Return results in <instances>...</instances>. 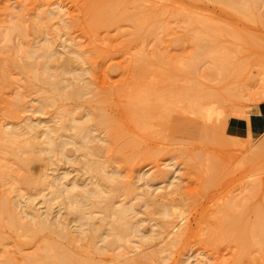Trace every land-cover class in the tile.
Wrapping results in <instances>:
<instances>
[{
    "label": "rangeland",
    "instance_id": "rangeland-1",
    "mask_svg": "<svg viewBox=\"0 0 264 264\" xmlns=\"http://www.w3.org/2000/svg\"><path fill=\"white\" fill-rule=\"evenodd\" d=\"M94 1L0 0V131L13 128L17 135L35 136L43 148L45 125H59L68 111L75 112L78 122L90 114L93 134L100 139L94 145L104 148L98 157H92L86 153L82 156L69 146V158L73 161L80 157L79 164L72 166V161L61 155L50 161L46 153H39L38 161L25 170L20 166V157L26 154H16L15 158L3 149L0 141V172L7 174L6 179L13 176V181L22 177L33 178L35 182L40 177L52 181L59 176L67 183L86 185L93 176L86 174L82 166L97 160L105 167L106 172L102 173L107 180L113 185L119 183L117 189L107 184L104 191L114 196L115 206L125 203L134 207L135 213L130 218L133 223L139 222L142 237L152 235V230L159 231L163 222L170 221L175 226L182 218L185 232L161 256H150L151 245L141 247V236L132 238L129 245L140 246L137 249L114 247L97 252L86 235L74 232L72 241L59 239L47 231L32 236L9 226L10 218L5 214L0 216V264H29L32 259L41 258L58 260L56 256L65 253L76 260L72 264H264L263 247L254 243L244 247L238 240L264 223V146L259 145L260 137L247 135L241 119L242 112L252 115L263 104L259 99L264 96V0L256 1L260 9L255 2L259 12L256 10L248 19L228 5L212 0H181L182 4H173L172 0H122L134 19H120L96 31L91 28L87 9ZM180 7L184 14L190 10L188 13L199 21L193 25L181 22L177 17ZM137 19L144 21L141 28ZM18 26H22L23 36L16 31ZM207 26L211 28L209 36L204 35ZM238 32L247 38L236 39L234 35ZM46 42L58 56H73L81 61L70 71L61 67L62 63L51 64L47 70L52 81L61 80L69 85L65 92L71 86L84 87L78 98L52 104L48 100L52 96L50 87L38 83L32 73L24 70L37 61L28 52L44 47ZM199 46L208 49L204 50L206 53L201 54ZM210 48L218 55L230 56V64L240 66L237 75L227 79L208 76L213 65L211 58L216 55ZM161 54L166 64L158 60ZM37 62L41 65L44 57ZM141 65L149 66L145 78L138 74L135 80ZM159 72L167 77L162 84L157 82ZM134 81L139 91L144 84L151 85L158 93L168 92L172 97L177 94L180 102L178 94L187 93L190 100L195 98L202 106L194 113L188 100V104L172 101L165 108L156 104L162 109L144 118L142 127H138L131 117L139 116V112L128 109ZM101 116L111 121L110 128L99 123ZM32 124L40 128L30 129L29 126L34 127ZM17 135L10 137L20 138ZM1 173V207L16 211L22 222L27 219L23 211L29 199L37 210L44 212L43 201L52 192L48 185L28 188L24 183L18 185L20 179L14 185L12 181H4ZM131 187L134 193H130ZM150 189L157 191L156 197L145 201ZM173 189L176 192H170ZM63 201L64 198L53 200L52 220L61 218L68 228L75 230L77 223L61 207ZM105 205L85 208L99 220L105 215ZM165 207L181 209L182 218L167 219L163 214ZM110 213L106 211L107 223L99 220L98 226L104 225L101 233L110 230L113 222ZM82 226L86 229L87 221ZM228 233L231 241L225 239ZM165 244L155 249L164 248ZM101 245L99 242L97 246Z\"/></svg>",
    "mask_w": 264,
    "mask_h": 264
},
{
    "label": "bare ground",
    "instance_id": "bare-ground-1",
    "mask_svg": "<svg viewBox=\"0 0 264 264\" xmlns=\"http://www.w3.org/2000/svg\"><path fill=\"white\" fill-rule=\"evenodd\" d=\"M172 1H173V4L174 3H181L180 2L181 0H172ZM194 1H196V0H194ZM212 1L221 2V4L223 3L224 5H228L229 7L233 8L231 10H235V12L237 11L238 12L237 14H239V15L242 14V16L247 17V19L249 18V15H254L255 14L254 12L256 10H258V12H259V9H260L259 8L260 3L258 4L256 2V1L259 2V0H212ZM255 2L259 6L255 5ZM181 4H178V5H181ZM88 6H89V4H88ZM181 6H183V5H181ZM255 6H258L257 8H259V9H257ZM59 8L61 10L62 7H58V9ZM87 9H88V12L90 13V16H91L89 23L91 24V28L94 31H96L102 27H108L120 19H125V18L126 19H129V18L134 19V17L131 15L132 13L130 11H128V6L127 5L125 6L123 4L122 0H95L94 2H92V4ZM184 11L187 12V10H185V9H184ZM187 13L184 14L183 7H180L177 10V17L179 18V20L181 22H187L190 25H193L199 21L194 16V14H192L193 12H191V14L193 16L190 15V13H188L189 15H187ZM242 16H241V18H242ZM262 16H263V14H262ZM143 22L144 21L142 19H137L136 23H137L139 28H141L143 26ZM16 31L20 35H22V36L24 35V31H23L22 26H18ZM209 31H211V28H210V26H207L206 31L204 32V35L209 36V34H208ZM18 33H16V34H18ZM236 34L234 35V36H236V39L242 38L244 41V39L247 38L246 36H242L241 33L239 34V32ZM179 40H182V39L179 38ZM245 41H247V39ZM28 48H27V50H28ZM54 50H52L51 46H49V44L46 42L44 47L28 52L30 54H33L32 57L34 59H36L37 61L39 59H41L42 57H44V62H40V63H42L40 65L39 62L34 60V62L31 65L26 66L25 69L23 67L24 70L32 73V75H33L32 77L35 79V81H37L38 83L40 82L42 84L48 85L50 87V92L52 93L53 97L51 96V98L48 100L52 101L51 102L52 104L59 103L60 101L63 102L66 100H70L72 98H78L81 94H83V89H84V87L83 88L78 87L79 85L77 86V88L75 86H71L72 89L68 92H65V89H69L68 88L69 85H64L61 82V80L60 81L59 80L52 81L49 78V76L47 75V70L50 69L51 64L57 65L59 63H62V66L60 64L59 65L61 67L64 66L67 69L66 71H68V70L70 71L72 69V67L77 66L76 64H78V65L81 64V61L79 60V58H77V57L73 58V56L72 57H60L61 55L58 56L57 52ZM199 50H200V53L202 54V52L206 53V51H204V50H208V49H206L205 47L199 46ZM210 51L216 55H214L211 58L213 65L210 67V70L207 74L208 76H211V77L222 76L223 79H227L231 75H234L235 73H237L236 71H238L240 66L230 64V62H229L230 56L223 55L224 53L221 54L220 52H219L220 55H218L216 50H213L212 48H210ZM62 58H65V59H62ZM158 60L164 61L165 64L167 63L166 60L163 59L162 54L158 56ZM38 66H42L43 67L42 70H40L38 68ZM140 67H141L140 71L137 72L135 74V78H133L135 80H136V76L138 77V74H140L141 78L144 79L145 74L147 72V68L149 66L148 65H141ZM192 67H193L192 64H190V68H192ZM38 69L41 72L38 71ZM241 70H242V68H241ZM240 71H239V74L242 73V71L241 72ZM140 75H139V77H140ZM149 75H150V73H149ZM235 75H237V74H235ZM240 76H241V74H240ZM150 77H151V75H150ZM156 78H157L158 84H160L161 82L166 81L167 77H166V74H164L163 72H159L157 74ZM141 82H143V81H141ZM134 84H135V88H134L133 92L130 95L128 94L129 95L128 104H130L128 109L130 111L131 110H137L139 112V116L131 117V120L135 124H137L138 127L139 126L142 127V124L144 123L143 122L144 118L150 117L153 114V112H155L157 109H159V110L162 109L156 104H159V105L162 104V106L165 108V105H167V104L171 106L172 101L174 103L179 101V99H177V97H178L177 94H175L177 97L173 94V97L175 96L174 97L175 100H172L173 97L168 92L167 93L166 92L165 93H160V92L158 93V91H156L155 88H153V86H151V85L146 86V84H144V85L141 84V85H143V88L141 87L142 89L139 91L136 88V81H134ZM178 95L179 96L181 95V98H182L181 99L182 102L179 101L180 103H183L184 101H186L185 103L188 104L189 102H191L190 103L191 105L189 104L190 109L194 110L195 111L194 113L199 112L198 109L200 108L199 107L200 102H198L197 99L193 98V100H190L191 96H189V94H187V93H185V94L179 93ZM18 98H20V97L18 96ZM178 98H180V97H178ZM20 99H18V100H20ZM187 100H188V103H187ZM259 101L264 103V96L263 97L261 96ZM16 102L18 103V101H16ZM184 104H183V106H184ZM200 106H202V105H200ZM42 109H43V107H42ZM212 110H210V111H212ZM204 111L205 110H203L201 112L204 113ZM68 112L69 113L66 114L67 116L66 115L64 116L65 119H63V121L65 120V122H63V121H62L63 123L60 122L62 124L59 123V125L57 124L55 126L45 125L44 128H42V130H43L42 134L44 137V141L42 142V144L44 143L43 148H41V145H40L41 143L39 140L38 141L40 144L38 143L37 138L35 136L28 138L27 135H26L27 137L23 134L17 135L18 134L17 131H12V129H13L12 128L11 131H8L6 129L8 132L0 131V141H2V143H3V146H2L3 149L6 150L7 152H10L8 154L12 153L14 155V157L16 154H17L16 156H20V155L25 156V154H26L27 157L26 156L20 157L21 158L20 161H22L20 163V166H21V168H24L25 170H26V168L28 169V167L32 163L38 161L39 157H37V154L39 155V153L40 154L46 153V155L48 157L47 159L50 161L53 160L54 157H56L57 155H61L64 159H70L69 158L70 156H68L69 155L68 153L70 151H68L69 149L67 150V148L69 146L70 147L73 146V148L75 149V152L80 153L82 156H83L82 153H86V154H90L92 157H96L97 154H99L100 151H103L104 148L101 149L100 147H98V145H96V146L94 145L96 140L99 141L100 139L98 140L96 135L93 134V129H92V126L90 125V123L93 121V118H91L90 114L88 113L89 115L87 116L86 119H84V121L79 120V122H78L76 120L77 118H75V112L74 113L73 112L71 113L70 111H68ZM207 112L209 113V111H207ZM64 113H66V112H64ZM64 113H63V115H64ZM205 114H206V111H205ZM208 116H209V114H208ZM208 116H205V117H208ZM250 116L251 115L247 112H242V114H241V119H243V121H244L245 132L247 133V135L249 137L252 136L251 129H250ZM83 118H85V117H83ZM101 118L102 119L99 123L106 125L107 128H110L111 125L109 124V122L111 123V121L108 120V118L105 119L104 116H101ZM32 125L34 127L29 126L30 129H35L37 127L40 128V125H38V124L37 125L32 124ZM5 128H6V126H5ZM13 135L14 136L17 135L20 138L25 136L28 139L23 140L21 138L22 139L21 140L20 138L10 137ZM25 137H23V138H25ZM38 138H39V135H38ZM260 139L261 140H260L259 145L264 146V134L262 136H260ZM102 141H100V142H102ZM130 145H134V144L131 143ZM29 153H31L32 155H30ZM78 157L76 156L75 158H77V159H74L73 161L70 159L72 161V162H70L71 166L73 164H76V165L79 164L78 160H80V157L79 158ZM82 167L85 170L86 174H91L93 176L91 178L90 183H88L86 185H84V184L81 185V184H78L77 182H73L72 184H70L69 181H68L69 183H67V181L63 177L61 178L59 176H57L55 179L53 178L52 181L44 180V179L41 180L42 177H40L39 178L40 180L38 179V181H36V182L33 178H30V177L24 178V180H23V177L22 178H16L14 176V178H16L17 181L16 180L13 181V176L11 178L8 175V177H7L8 179H6L5 177L7 174L2 175L3 172L2 173L0 172L4 178V181H12V183H14L16 181L18 183V180L20 179L18 185H20V183H24V186L26 184V186L28 188H29V186H30V188H33L32 186H34V185H36L35 187H37V185H38V187L48 185L47 187H49L52 191L49 194L50 197L45 198L46 200L43 201L45 204V208H43L44 212H42L41 209L37 210L33 206L34 205L33 201L32 200L30 201V199H29V201L27 200L24 203L25 207H24L23 214L25 213L26 218H27L25 222H22L19 220L18 215L15 213L16 211H11V210L5 209L1 206H0V216L3 215V217H4L5 214H8L9 218H10L9 226L16 227L17 229L20 228L24 232L29 233L32 236H35L41 232L47 231V232H50V234H53V236L58 237L59 239H66L68 241H72L74 232H78V233H80L82 235H86L88 237L90 244L92 245L93 248L95 246L94 249L97 252H100L102 250H108L109 251L111 248H114V247H117V249L118 248L119 249H121V248L126 249L127 248V249H129V251H130V249H133V248L134 249L139 248L140 246L136 247V248L129 246L133 242L132 238H136V237L139 238V236H141V234H143L140 227L137 225V224H139V222L133 223L131 221L130 217L133 215V213H135L134 207L129 205V204H125V203L122 205H119V206H115L113 204V197L114 196H111L109 193L104 191V188H103L107 184L109 185V183L111 184L112 182L107 180V178L103 175L106 172V170L104 171L105 167L103 166V164L101 162H99L97 160L96 161L90 160V161H87L86 163H84ZM102 171L104 173H102ZM9 178L12 180H9ZM45 179H47V178H45ZM92 180H95L94 183ZM4 183H6V182H4ZM15 183H14V185L17 184V183L15 184ZM89 184L94 185V187L91 189L88 188ZM147 184H149V181H147ZM111 185H113V184H111ZM170 185L173 186L174 183H172ZM35 187H34V189H36ZM112 187H113V189H117L119 187V183L118 182L115 183ZM173 187L174 188L176 187V189L178 188L176 185H174ZM173 190L170 192H176L175 190L174 191ZM134 192H135V190L131 187L130 193H134ZM155 192H157V191L156 190L152 191V189H150L149 193L146 194L147 197H145L144 200L147 201L148 199L151 200L152 197H156ZM170 192H169V194H170ZM62 198H64V201H63V205L61 204V207H64L63 209L66 210L65 211L66 214L69 216H73L74 221L77 223L75 230H71L70 228H68L65 224V221L62 220L61 218H58L57 221H55V222H53V220H52V218H53L52 215L54 213L52 214V211H53L52 206L53 205H51V204H52L53 200H58V199H62ZM157 198H155L156 202H157ZM241 200H243V199H241ZM152 201L155 202V200H152ZM100 203L101 204L105 203L106 205L104 206V210H103V212H105V215L99 220H101L102 223H107L106 221H107L108 214L106 215V211H108V210H109V212H111L109 215L111 217H113L112 224L109 223L111 226H110V230L108 231V233H101V229L103 228L104 225L98 226V224H99L98 218H96V216H94V213H88V211L85 208V207L90 206L91 209H98L99 207L97 205H99ZM3 204L4 203H1V205H3ZM178 209H175V208L169 209V208L165 207L163 214L167 219L169 218V220H171L172 217H176V219H177V217L182 218L181 209H179V210ZM85 221H87V225H88V227L86 229L82 226V223ZM2 222H4V221H2ZM183 222H184L183 218L175 226H172L173 224L170 221L163 222L159 231L156 232V231L152 230V232H151L152 235L143 236V237L141 236V238L143 240V241H141V247L151 245V247L149 248V250H151L150 256H156V255L158 256L161 253H165L171 247L175 246V244L178 242V240L183 236V234L185 232L183 229L185 227L182 228ZM178 224H181V227ZM263 224H260L261 226L258 225V228H256V229L254 228V230L248 234H242V237H240L238 239L239 243H241L242 246H244V247H246V246L249 247V245L252 246L254 244H259L261 246V248L263 247V249H264V226H263ZM221 227H223V226H221ZM221 231H223V230H221ZM229 233L225 237L226 241H231ZM99 242L102 243V245L100 247L97 246ZM163 242L166 243L165 245L167 248L164 247L161 249L160 248L155 249L156 247H158L159 244H162ZM49 245L50 244L46 245L45 249H47V247ZM49 249H50V247H49ZM46 251L47 250H45V252ZM43 252L44 251H42V253ZM161 255H159V256H161ZM43 256H45V253ZM46 258H47V256H46ZM56 258L58 260H47V259L44 260L43 258H41V260L36 261L35 259H32L29 262V264H36L38 261L39 262L45 261L44 262L45 264H72V263L76 262V260H72V256H70V254H68V253L56 256ZM150 258L152 259V257H150ZM142 260H144V259H142Z\"/></svg>",
    "mask_w": 264,
    "mask_h": 264
},
{
    "label": "crops",
    "instance_id": "crops-1",
    "mask_svg": "<svg viewBox=\"0 0 264 264\" xmlns=\"http://www.w3.org/2000/svg\"><path fill=\"white\" fill-rule=\"evenodd\" d=\"M250 129L253 137L264 134V103L259 105L250 116Z\"/></svg>",
    "mask_w": 264,
    "mask_h": 264
}]
</instances>
